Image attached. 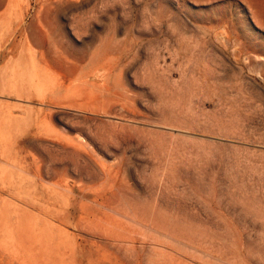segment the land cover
I'll return each mask as SVG.
<instances>
[{"label": "rangeland", "instance_id": "374dc122", "mask_svg": "<svg viewBox=\"0 0 264 264\" xmlns=\"http://www.w3.org/2000/svg\"><path fill=\"white\" fill-rule=\"evenodd\" d=\"M0 264H264V0H0Z\"/></svg>", "mask_w": 264, "mask_h": 264}, {"label": "bare ground", "instance_id": "6f19581e", "mask_svg": "<svg viewBox=\"0 0 264 264\" xmlns=\"http://www.w3.org/2000/svg\"><path fill=\"white\" fill-rule=\"evenodd\" d=\"M71 45V44H70ZM90 46V45H89ZM100 46V44L98 45V47ZM73 47V46H72ZM89 48V47H88ZM97 50H98V48H97ZM126 70V69H125ZM124 71V70H123Z\"/></svg>", "mask_w": 264, "mask_h": 264}]
</instances>
